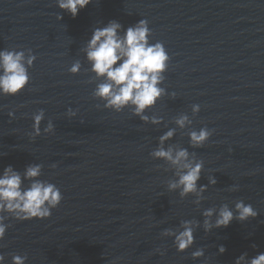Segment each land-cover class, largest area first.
<instances>
[{
  "label": "water",
  "instance_id": "water-1",
  "mask_svg": "<svg viewBox=\"0 0 264 264\" xmlns=\"http://www.w3.org/2000/svg\"><path fill=\"white\" fill-rule=\"evenodd\" d=\"M141 19L149 22L150 42H162L171 57L160 85L166 95L144 113L149 122L92 95L103 81L83 51L95 27L116 20L126 30ZM4 49H31L37 59L24 91L0 95V174L9 165L23 173L40 164V179L64 197L50 218L5 221V264L14 254L27 255V264H235L245 252H264V0H92L75 18L57 0H0ZM77 60L82 69L74 75L68 69ZM40 109L42 134L33 139L32 115ZM182 115L192 121L183 128L176 124ZM49 120L55 132L44 134ZM203 127L213 135L193 147L188 133ZM171 129L163 146L186 148L204 162L200 204L194 194L170 191L175 169L151 155ZM239 200L259 215L205 231V209L227 203L235 211ZM183 220L199 227L194 223L193 246L179 252L161 233ZM199 248L204 257L193 259Z\"/></svg>",
  "mask_w": 264,
  "mask_h": 264
},
{
  "label": "clouds",
  "instance_id": "clouds-1",
  "mask_svg": "<svg viewBox=\"0 0 264 264\" xmlns=\"http://www.w3.org/2000/svg\"><path fill=\"white\" fill-rule=\"evenodd\" d=\"M92 0H57V6L69 13L73 18L78 16L81 9L86 8ZM63 19L62 15L57 17ZM152 35L149 22L141 19L135 25L127 27L111 20L107 25L95 27L90 39L83 51L91 65L90 71L95 73L97 79L103 82L96 85L92 95L103 100L104 107L116 112H122L131 107L134 115H138L145 122L150 118L144 113L154 107L158 101L166 95V89L160 85L165 80V73L171 60L165 45L162 42L151 43ZM37 57L31 49L25 50H0V95L16 96L24 91L31 82L29 68ZM82 64L75 61L68 71L79 74ZM175 98L176 93H172ZM201 111L199 104L192 105L193 114ZM69 117H75L77 111L71 107L67 110ZM9 116L15 118V112H9ZM34 121L33 132L29 135L35 137L42 134L41 124L45 119V111L38 110L32 115ZM161 121L156 117L151 118V123L158 124ZM188 115H182L176 120V124L183 128L191 124ZM55 132L54 123L49 120L43 128L44 134ZM214 130L207 127L192 130L188 133L193 147H202L213 135ZM175 130L171 129L160 137V147L153 151L154 158L163 159L175 169L174 180L168 184L170 191H179L180 197L185 198L194 194L196 204L204 199L203 193L207 191L206 185H199L204 170V162L197 161L194 154L186 148H165L166 141L173 138ZM53 168L56 165H52ZM42 165L32 164L27 166L23 173L9 165L0 174V241H3L8 228L11 227L5 221L14 218L20 221L32 219H47L52 216V210L59 207L64 197L57 185L40 179ZM30 181L25 187L24 181ZM210 183L215 185V177L210 178ZM233 191L238 186H233ZM204 229L210 232L213 228L228 227L233 220L247 221L256 218L259 213L251 205L243 200L235 202V211L227 204L217 208H207L203 211ZM215 217V220H212ZM198 222L192 220L181 221L177 229H165L162 237H173L174 245L179 252H185L195 243V228ZM3 245H0L2 247ZM253 247H256L253 245ZM161 255L164 251L157 249ZM218 252L223 254L226 248L220 245ZM192 258L198 259L205 255L204 248L192 252ZM5 255L0 254V264H5ZM27 255L14 254L11 257L12 264H27ZM235 264H264V252H259L249 258L245 252L238 256Z\"/></svg>",
  "mask_w": 264,
  "mask_h": 264
}]
</instances>
